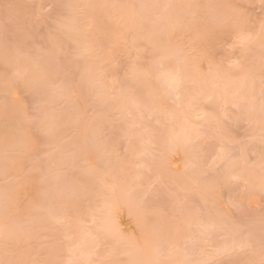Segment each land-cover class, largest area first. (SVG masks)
Instances as JSON below:
<instances>
[{"label":"rangeland","instance_id":"obj_1","mask_svg":"<svg viewBox=\"0 0 264 264\" xmlns=\"http://www.w3.org/2000/svg\"><path fill=\"white\" fill-rule=\"evenodd\" d=\"M166 4L200 5L190 10L197 18L206 11L214 12L218 17L231 16L235 19L237 13L244 17L239 27L217 30L192 50L191 56L196 59H190L186 65V84L179 98L166 95L160 73L175 63V59L163 51L165 48L187 50L192 43L188 27L163 36L152 35L151 21L156 15L163 14V8L144 10L143 30L132 25L133 15L141 11L140 5ZM41 5L51 11L44 13L47 19L37 20ZM64 5L75 6L69 11L76 30H57L52 21V17L64 10ZM85 5L120 7L86 8ZM208 5L214 7L208 9L205 7ZM228 5L234 7L229 8ZM9 15L12 17L9 21L10 33L17 30V24L29 29L35 24L28 53L37 61L43 62L48 55L45 49L58 52L62 49L61 67L68 74L62 84L77 94L88 92L90 78L96 79L112 71L111 61L116 59L120 67L115 71L120 77L125 74L124 66L134 62L137 75L133 86L155 98L154 104L137 108L133 106L130 95H121L118 85L111 78L101 81L107 94L106 101L114 107L105 110L102 103H97L88 108L89 118L97 119L102 125L103 140L110 149L114 147V152L107 157L99 176H92L90 170L96 166L100 154L91 145H84L83 129L77 131L71 124L76 110L75 97L67 92L48 97L44 110L56 117L59 132L51 146L40 147L42 154L50 155L40 162L39 170L32 173L30 180L22 182L17 188L18 210L14 215L10 212L7 216L4 190L15 172L11 165L5 171L4 138L6 126L11 121H6L0 114V227L5 225L3 221L13 228L23 227L31 240V258L47 264H87L89 259L97 257L104 260L149 258L150 252L145 256L125 255V250L105 231L114 219L113 201L119 198L121 206L116 219L120 229L126 234L139 236L138 217L124 203L129 194L145 195L149 204L166 213L165 221L174 225V228L162 233V244L191 246L195 240L198 248L221 249L236 234L233 222L246 221L249 215L256 217V230L259 231L260 181L252 177L255 174L261 178L258 167L249 168L243 162L234 167V172L243 174L252 185L256 195L251 200L238 199V190L226 183H217L213 189L194 177L212 173L219 163H214L217 150L214 145L221 143L217 123L224 126L225 134L231 131L236 141L245 143L246 150L254 154L250 158H257L262 149L259 124L250 126L235 122L238 111L231 107L237 99L250 102L255 99L257 108L259 106L261 41L264 39L260 33L261 22L264 21L261 0H0V48L3 47L5 21ZM92 15L95 20L91 30L87 33L79 31V27L87 23ZM164 27L165 24H161V28ZM130 28L135 31L136 42L142 47L117 46L111 51L100 47L81 57L79 49L87 44H105L108 30L123 33ZM243 32L253 33V40L248 45L244 68L238 69L231 65L237 52L231 45ZM209 60L219 67H213L211 72L201 71V68L208 69ZM149 66L151 76L145 77L140 69ZM248 70L255 73L254 83L247 78ZM3 72L4 68L0 66V75ZM22 95L26 98L28 110H35L39 97L31 92H23ZM115 107L121 110L116 111ZM141 113L144 115L141 116ZM140 125H147L148 132L143 133ZM47 128L48 121L45 120L39 129L21 135L26 140L33 138L32 148L35 151V140L44 139ZM193 129L203 134L197 138ZM177 130L180 132L175 135ZM142 133L152 137L157 158L160 153L169 150L165 144L168 139H175L176 144L182 140L176 145L178 148H175L174 154L168 157L166 168L158 163L144 166L139 155ZM181 134H184L183 138ZM189 137V142L184 143L183 139L185 141ZM54 174H58V180ZM43 176H47L48 180L41 182ZM236 203H241V207H237ZM201 225L212 227L203 232ZM113 250V255L109 256L108 253ZM2 255L0 248V257ZM181 258L179 253L173 257ZM204 258L217 260L219 264H240L245 257L233 254Z\"/></svg>","mask_w":264,"mask_h":264},{"label":"snow or ice","instance_id":"obj_2","mask_svg":"<svg viewBox=\"0 0 264 264\" xmlns=\"http://www.w3.org/2000/svg\"><path fill=\"white\" fill-rule=\"evenodd\" d=\"M262 11H264V0H261ZM10 7V6H9ZM71 5H64L62 11H59L56 16L52 17L53 23L57 30L66 32L76 30L75 22L71 19ZM86 8L96 7H120L118 5H85ZM200 5L194 4H166V5H140L141 11L135 13L132 19L133 26H139L143 30V21L146 19L144 10L149 8H163V14L156 15L151 21L152 35L163 36L165 33L171 34L173 31L185 27L191 32L192 43L188 45L187 50L167 49L163 51L171 55L175 59V63L167 70L160 73L163 79L166 95H172L179 98L181 89L186 84L185 69L188 61L195 60L196 57L191 56L192 50L205 40L209 35L217 30H228L239 27L243 23V14L237 13V18L231 16H216L214 12L206 11L198 18L190 10L199 8ZM208 9L214 6H205ZM233 8L234 6L228 5ZM51 9L41 5L39 19H47L44 15L50 12ZM192 17L189 19V17ZM12 17L9 15L5 21L4 27V42L0 48V66L4 68V72L0 75V114H3L6 121H11L10 125L6 126L4 138L5 148L3 152V160L5 171H8V166L11 165L15 175L9 181V186L4 190V206L6 216L11 212L13 215L18 210L17 188L20 184L30 180L32 173L39 170L40 162L49 153H41V146H51L59 132V125L56 123V117L49 115L44 110V105L48 102V97L54 93H70L75 97L76 110L71 117V124L77 131L83 129V142L85 146L91 145L92 149L100 154L96 166L90 170V175L99 176L104 170L107 163V157L112 155L114 147L110 149L109 145L103 140L102 125L95 118H89L88 108H92L97 103H102L105 110L111 109L114 106L107 103L106 92L103 89L101 81L105 78H111L119 87L121 95H130L132 97L133 106L152 105L155 103V98L141 89L135 88L134 82L137 75V66L134 62H129L124 66L125 74L120 77L116 68L120 67L119 61L113 59L111 61L113 70L106 75H101L96 79H89V90L87 93L81 91L77 94L74 90L62 84V81L67 79V73L61 67L60 52L56 50L44 51L48 55L43 62L37 61L29 55L28 49L32 43V29L26 28L17 24V30L14 33L9 32V21ZM95 16L88 18L87 23L79 27V31L87 33L91 30ZM161 24H165L161 28ZM261 36L264 37V21L260 26ZM137 37L135 31L130 28L126 32H117L114 29L108 30V40L103 45L87 44L79 49L81 57H86L91 54L96 48L103 47L105 50L111 51L117 46L122 47H142V44L136 42ZM253 40V33L243 32L239 38L231 45V48L237 50L231 60V65L243 69L245 59L248 53V45ZM165 57H161L164 59ZM155 63V60L153 61ZM208 69L201 68V71L211 72L213 67H219L209 60ZM163 68V65H160ZM103 73V69H101ZM140 72L145 77L151 76V67H144ZM247 78L255 82V73L248 70ZM260 81V97L259 106L257 108L255 99L251 102L248 100L237 99L231 105L237 109L238 115L235 122H243L248 125L258 123L260 127L259 140L262 149L257 158H250L254 154H250L246 150V145L243 141H236L231 135V131L225 134L224 126L217 123V133L220 136L221 143L214 147L217 148L214 156L216 164L214 171L210 174H204L199 177H194L198 181L209 184L215 188L217 183H226L238 190V199L251 200L255 198V191L249 180L240 173L234 172V167L243 162L249 168H259L261 180L259 184V196L261 200V212L259 214V231L256 230V217L249 215L246 221H234L233 226L235 235L231 242L221 249L206 250L198 248L197 241L193 240L191 246L185 244L183 246L167 245L160 242L161 235L166 230H171L174 225L167 223L164 219L166 213L157 207L148 203L146 196L138 194L136 196L127 195L124 203L127 205L130 212L134 211L138 217L140 225L139 236L129 235L124 233L120 227L116 217L119 216L120 199L117 198L112 204L113 222L105 231L111 234L116 240L124 254L128 256L138 255L144 252H150L149 258L145 259H128V260H104L97 257L95 260L89 259L87 264H219L217 260H210L206 256H230L233 254H241L245 258L240 264H264V39L261 41V69L259 73ZM23 92H31L39 97L35 110H28L26 98L22 95ZM226 103V102H225ZM227 106V105H226ZM116 111H120V107H115ZM93 117L95 113L92 114ZM144 113H141L143 116ZM48 121L47 131L44 132V139H36V150L33 151V138L28 137L27 140L21 134L30 132L32 129H39L43 122ZM159 123V121H157ZM143 133L148 132L147 125H140ZM194 135L198 138L203 133L198 129H193ZM142 133V143L139 150L140 158L144 166H150L153 163H158L162 168H166L169 163L168 157L174 154L176 148L175 139L169 141L170 148L168 151L159 154L157 158L155 145L152 142L150 135ZM249 139H253L249 137ZM190 137L183 141L189 142ZM58 180V174H54ZM48 180L47 176L41 178V182ZM51 182V181H49ZM74 193H69V195ZM237 207H241V203H236ZM211 225H201L203 232L210 230ZM31 240L28 233L21 226L15 228L10 227L5 223L0 227V248L3 255L0 257V264H47V262L31 258L30 251ZM113 251L108 253L113 255ZM182 254L181 259H173L177 254Z\"/></svg>","mask_w":264,"mask_h":264},{"label":"bare ground","instance_id":"obj_3","mask_svg":"<svg viewBox=\"0 0 264 264\" xmlns=\"http://www.w3.org/2000/svg\"><path fill=\"white\" fill-rule=\"evenodd\" d=\"M126 13H128V12H126ZM228 86H231V85L229 84ZM200 114H201V113H200ZM198 115H199V114H198ZM180 128H181V127H180ZM183 128H184V126H183ZM178 129H179V127H178ZM184 130H185V129H184ZM177 132H180V130H177L176 132H174L175 135L177 134ZM174 133H173V134H174ZM182 133H184V131H182ZM175 135H174V136H175ZM181 135H182V138H183L184 134H181ZM171 140H173V138H172V139H171V138L168 139V140L166 141L167 143H165V144L168 146V148H170L169 141H171ZM179 140H181V136H180V139H179ZM183 141H184V139H183ZM181 143H182V140H181V141H178L176 145H179V144H181ZM183 144H184V143H183ZM181 147H183V145H182ZM177 148H178V147H177ZM177 148H176V149H177ZM176 149H175V150H176ZM252 177H253V179H255V180H259V181L261 180V178L258 177V175L253 174ZM5 220H6V219H5ZM7 221H8V220H7ZM3 224H5L4 221H3ZM87 246H88V245H87ZM147 253L149 254V252L146 251V252H144V253H141L140 255H144V256H145V254H147ZM149 255H150V254H149ZM143 259H145V258H143Z\"/></svg>","mask_w":264,"mask_h":264}]
</instances>
